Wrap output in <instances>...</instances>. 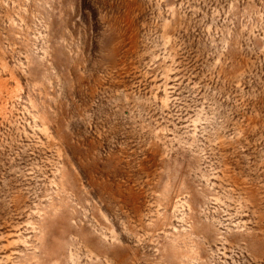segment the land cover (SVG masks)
I'll return each instance as SVG.
<instances>
[{
  "label": "rangeland",
  "instance_id": "obj_1",
  "mask_svg": "<svg viewBox=\"0 0 264 264\" xmlns=\"http://www.w3.org/2000/svg\"><path fill=\"white\" fill-rule=\"evenodd\" d=\"M0 264H264V0H0Z\"/></svg>",
  "mask_w": 264,
  "mask_h": 264
}]
</instances>
